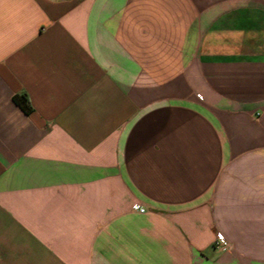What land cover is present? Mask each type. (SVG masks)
I'll list each match as a JSON object with an SVG mask.
<instances>
[{
    "label": "crops",
    "instance_id": "crops-1",
    "mask_svg": "<svg viewBox=\"0 0 264 264\" xmlns=\"http://www.w3.org/2000/svg\"><path fill=\"white\" fill-rule=\"evenodd\" d=\"M0 264H264V0H0Z\"/></svg>",
    "mask_w": 264,
    "mask_h": 264
},
{
    "label": "trees",
    "instance_id": "trees-1",
    "mask_svg": "<svg viewBox=\"0 0 264 264\" xmlns=\"http://www.w3.org/2000/svg\"><path fill=\"white\" fill-rule=\"evenodd\" d=\"M14 101L25 114H29L31 112V108L25 95L15 98Z\"/></svg>",
    "mask_w": 264,
    "mask_h": 264
},
{
    "label": "built area",
    "instance_id": "built-area-1",
    "mask_svg": "<svg viewBox=\"0 0 264 264\" xmlns=\"http://www.w3.org/2000/svg\"><path fill=\"white\" fill-rule=\"evenodd\" d=\"M135 211L139 212L140 214L145 213V210L143 208H139V207L135 208ZM214 247L217 249H226L227 248V242L222 237H219L214 242Z\"/></svg>",
    "mask_w": 264,
    "mask_h": 264
}]
</instances>
